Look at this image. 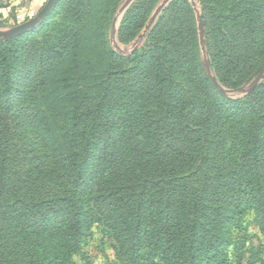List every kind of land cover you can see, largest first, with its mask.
Here are the masks:
<instances>
[{
    "label": "trees",
    "instance_id": "trees-1",
    "mask_svg": "<svg viewBox=\"0 0 264 264\" xmlns=\"http://www.w3.org/2000/svg\"><path fill=\"white\" fill-rule=\"evenodd\" d=\"M93 1L112 3L110 26L118 0H77L74 27L45 53L0 43V264H75L95 222L130 264H226L222 246L246 213L264 229V6L215 0L206 16L200 0L201 52L189 2L173 0L129 57L101 44L99 69L81 57ZM158 1L127 10L120 44ZM213 77L230 90L262 81L234 100ZM31 90L57 107L25 105Z\"/></svg>",
    "mask_w": 264,
    "mask_h": 264
},
{
    "label": "rangeland",
    "instance_id": "rangeland-1",
    "mask_svg": "<svg viewBox=\"0 0 264 264\" xmlns=\"http://www.w3.org/2000/svg\"><path fill=\"white\" fill-rule=\"evenodd\" d=\"M48 0H0V43L8 41L4 38V34H6L11 29L26 23L33 19L37 13L44 7ZM165 0H159L156 6H154L150 15L142 30H140L138 36L129 44L123 45L118 42L117 33L120 27V24L124 18L127 10L137 2L134 0L132 4L128 7L120 22L116 26L115 30V19L118 16L119 10L125 0H118L116 4V10L112 15L110 26H109V17L112 3L106 4H98L96 1H93L92 8H88L84 10L87 14V18L84 17L81 25L86 28V39L85 46L83 47V51L81 52V57L87 61L92 63L93 65H97L96 68L102 69V65L100 64L99 57L103 52V47L101 44H104L107 49H110L113 53L117 55H123L129 57L136 50L141 49L144 44V39L149 32V30L156 23L157 19L161 15V13L165 10V8L173 1H170L159 13L156 14L157 10L163 5ZM190 4V8L192 9V13L194 16V23L196 28V35L198 39V45L200 51L202 52L205 44V33H206V23L204 21V13L206 10H202V5L200 0H187ZM223 5L235 1V0H218ZM255 3L261 4L264 6V0H254ZM77 0H59L49 14L48 17H52L49 20L48 25H43L40 23L31 31L18 36V43L27 45L28 51L31 54H40L42 51L45 53V48L50 46L59 35V31H65L72 29L73 23L69 20L68 13L75 9ZM195 4V6L192 5ZM208 8L210 11L205 13L207 16L208 13L219 12L221 8L216 5L215 0H208ZM207 8V9H208ZM91 10V11H90ZM156 14L155 20L150 23L151 18ZM47 17V18H48ZM198 17L201 19V32L199 31V21ZM148 27V29H146ZM225 30L229 33L230 37L232 35L237 34L238 28L237 26L227 24L225 26ZM29 53V54H30ZM263 57V56H262ZM42 61H39L41 64ZM98 64L100 66H98ZM117 67L119 69H125L126 67H131V64H123L122 62H118ZM43 74L41 70L38 74ZM34 76V74H33ZM22 74H19L16 77V82H18V91L23 88V84L25 80H20ZM215 79V77H213ZM256 80H258L257 84L262 81V78L254 79L246 86L239 88L237 90H230L226 88V86L222 85L216 79V83L219 86L215 88L219 93L226 92L228 98L231 99H240L247 95L254 86ZM29 83L30 77H29ZM39 94L31 90L29 93V98L25 101V105L27 106H35L40 107L42 104L56 106L57 102L56 98L53 94L49 93ZM36 93V94H34ZM33 96V97H32ZM43 106V105H42ZM57 107V106H56ZM57 111V116H58ZM233 245H238L239 248H243V261L238 262L236 259V250L235 247L226 242L222 249L224 251V258H220L217 263L226 264H264V229H260L257 224V217L252 213H246L241 221V225L239 228L235 229L233 232ZM244 245V246H243ZM241 246V247H240ZM248 259L250 262H248ZM75 264H130L126 260V258L121 257L118 253V246L110 237L108 232L104 229V226L101 222H95L91 224L85 231L83 242L81 245V255L79 257H75ZM146 264V263H143ZM153 264H161L159 261L154 260Z\"/></svg>",
    "mask_w": 264,
    "mask_h": 264
},
{
    "label": "water",
    "instance_id": "water-1",
    "mask_svg": "<svg viewBox=\"0 0 264 264\" xmlns=\"http://www.w3.org/2000/svg\"><path fill=\"white\" fill-rule=\"evenodd\" d=\"M58 1L59 0H48L47 3L44 5V7L37 13V15L33 19L11 29L6 34H4V38L6 40H10V39L16 38L18 36H21V35L29 32V31H31L32 29H34L36 26H38L40 23H42L49 16V14L55 8ZM133 1L134 0H125L123 5L121 6L119 13H118V16L115 19V30H114V32H116V26L118 25V23L120 22L121 18L124 15V13L128 9V7L132 4ZM170 1H172V0H165L163 5L157 10L156 14L159 13L161 10H163V8ZM192 5L195 6L194 3H192ZM156 14L151 18L150 23H152L155 20ZM198 21H199V31L201 32V19L199 17H198ZM146 29H148V27ZM212 82H213L214 87L219 89V86L216 83L215 79L212 78ZM257 82H258V80H256L255 84H257Z\"/></svg>",
    "mask_w": 264,
    "mask_h": 264
}]
</instances>
